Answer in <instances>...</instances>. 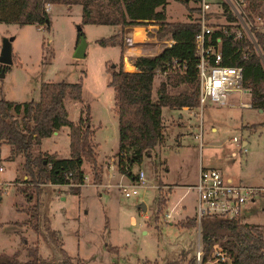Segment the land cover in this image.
<instances>
[{"label":"rangeland","instance_id":"rangeland-1","mask_svg":"<svg viewBox=\"0 0 264 264\" xmlns=\"http://www.w3.org/2000/svg\"><path fill=\"white\" fill-rule=\"evenodd\" d=\"M209 1L212 3L208 9L213 13L211 21L215 22L218 16L214 13L221 8L215 6L220 1ZM188 5L196 6L197 1L188 0ZM46 7L50 18L48 27L33 22L19 24L0 20V45L4 37L12 36V61L0 75V98L10 101L37 99L43 81L81 82L80 99L65 97L63 104L72 122L85 112L89 116L92 139L97 142L96 159L102 167L105 163L103 185L91 182L85 162L82 163L83 183L76 191L70 190L68 184L41 185L38 215L41 226H48L52 231L54 241L50 242L43 234L34 232L30 224L33 217L25 209L34 202L35 194L32 184L25 180L28 176L21 165L23 157L16 154L10 158V145L0 140V245L10 248L19 240L14 251L18 252L20 260L27 257L28 248H36L43 257L57 259V248L61 246L72 259L78 258L85 263L163 264L176 261L184 264L199 243L197 228L186 224V218L194 211L191 185L195 182L199 163L202 167H215L233 180L240 176L241 182L264 185V123L248 133L239 120L264 122V108L258 111V108L231 105L238 102V93L230 94L222 105L205 100L201 107H193L192 112L162 106V131L166 139L163 144L155 145L149 154L142 155L139 164L133 167V172L142 169L144 184L130 196H123L118 184L131 188V179L114 172L117 122L112 110L113 91L108 84V68L118 64L120 55L122 68L133 70L129 64L133 56L157 52L169 37L157 35L156 23L133 25L129 33L136 34V40L127 49L130 54L123 58L121 37L120 52L117 44L102 46L96 42L112 35L115 25L81 23L79 4L53 3ZM164 12L166 20L183 21L189 17L179 0H167ZM77 26L86 42L82 57L72 56L79 37ZM162 78L163 73L154 75L153 95ZM240 98L245 100V96L240 95ZM178 113L182 119L177 118ZM62 127L56 136L49 135L59 137L58 140L46 138L41 145L33 147L32 152L67 157L68 126ZM177 131L182 132L179 143L174 140ZM195 133L199 134L196 138ZM232 136L238 137V142L231 141ZM241 140L247 141L245 150ZM231 149L235 150L234 154H230ZM47 186L50 188H44ZM27 193L32 196L31 200L25 197ZM178 197L170 217L165 218L164 213ZM140 202L144 203V210L137 207ZM130 216L134 217L133 221ZM239 221L264 224V194L255 196L254 202L245 205ZM210 259L209 253L206 264H217Z\"/></svg>","mask_w":264,"mask_h":264},{"label":"trees","instance_id":"trees-1","mask_svg":"<svg viewBox=\"0 0 264 264\" xmlns=\"http://www.w3.org/2000/svg\"><path fill=\"white\" fill-rule=\"evenodd\" d=\"M167 0H0V20L5 22H33L48 27L47 4H79L81 23L113 24L116 31L99 38V45H120L122 29L126 25H142L147 22L158 24V36L167 35L173 40L153 54L133 56V70H124L120 56L118 64L108 68L109 81L113 91L112 110L116 115L117 150L115 165L117 171L129 179L136 177L133 167L141 161L142 155L161 142L163 123L162 106H197V80L194 70L193 36L199 30L196 16L188 20H166L164 6ZM181 1L188 12L199 11L197 6ZM197 1V0H193ZM245 23L254 43L248 37L237 16L225 1L214 13L222 16L224 23L208 22L212 30L209 37L220 51V62L241 67V85L249 93V106L264 108V0H230ZM213 13L207 10L205 19ZM78 36L81 35L80 29ZM12 56V55H11ZM0 63V69H6ZM156 72L163 78L152 96V80ZM81 82L43 81L39 85L37 99L10 101L0 98V140L10 145L9 157L16 154L23 157L22 168L34 189V202L25 207L33 221L30 223L37 235L43 234L54 241L48 226L40 224L39 193L44 183L68 184L76 191L83 183L84 169L88 166L91 182L101 183L103 167L96 159V142L92 139L93 129L89 116L78 115L72 122L67 118L63 99H80ZM264 122L245 123L254 130ZM68 126V156L58 157L54 153L32 152L42 137L49 136L60 126ZM31 200L32 196H25ZM188 226H195L194 217L186 218ZM217 242L230 257V262L217 264H264V224L240 222L237 218L203 216L199 223L200 263L206 264L211 245ZM59 257H43L36 248L27 249V257L18 259V252L0 251V264H92L75 258L65 250L57 248ZM116 264V263H110ZM150 264H154L151 262ZM163 264H177L176 261ZM184 264H196L194 254Z\"/></svg>","mask_w":264,"mask_h":264},{"label":"built area","instance_id":"built-area-1","mask_svg":"<svg viewBox=\"0 0 264 264\" xmlns=\"http://www.w3.org/2000/svg\"><path fill=\"white\" fill-rule=\"evenodd\" d=\"M241 2L242 0H237ZM228 6L237 16L240 24L245 29L247 35L250 34L245 23L239 16L235 6L230 0H225ZM211 2L209 0H197L199 11L196 17L199 21V30L193 36L194 46V70L197 80V106L201 107L205 100L216 103L217 105L225 104L230 94L243 91L241 85V67L239 65H227L220 62V51L213 45L210 40L209 33L212 27L209 26L208 20L204 14L209 9ZM47 9V7H45ZM133 25L123 27L121 36V52L123 58L130 53L128 47L135 42L129 33ZM251 36V35H250ZM249 37V35H248ZM250 38V37H249ZM251 39V38H250ZM252 41V39H251ZM254 41V40H253ZM252 41V42H253ZM173 42L171 38L165 39L163 46H168ZM255 47V43H254ZM257 47H255L256 49ZM258 52V49H256ZM259 53V52H258ZM247 103L239 101V105L245 106ZM195 137L199 134L195 133ZM231 141L238 142V137L232 136ZM245 150L244 145H241ZM235 151H232L234 154ZM145 181L142 169H137L136 177L130 180L129 185L119 183L123 196H130L136 192L139 185H143ZM194 190V218L195 227L199 234V223L203 216H215L223 218L241 217V213L247 203L254 202L255 196L264 194V185H252L238 180H233L221 173L215 167L198 168L195 182L191 185ZM173 207L164 213L165 218L170 216ZM201 249L199 243L194 252L195 262L199 263ZM210 262H230V257L226 251L217 242H214L210 248Z\"/></svg>","mask_w":264,"mask_h":264},{"label":"crops","instance_id":"crops-1","mask_svg":"<svg viewBox=\"0 0 264 264\" xmlns=\"http://www.w3.org/2000/svg\"><path fill=\"white\" fill-rule=\"evenodd\" d=\"M219 1H221V0H219ZM48 5V8L50 7V5L51 4H47ZM211 6H212V3L210 4ZM192 6V5H191ZM215 6V5H214ZM219 7H220V3H218V5H216L215 6V8H217V9H219ZM187 15L190 17V18H192V17H194L195 15H196V13L195 12H188L187 13ZM189 17H188V19H189ZM187 18V17H186ZM187 19V20H188ZM215 22H212L211 21V17L208 19V22H212V23H215V24H220V23H224V19H223V17L222 16H218V17H215ZM186 20V19H185ZM116 29H117V26H116ZM116 31V30H115ZM135 35L136 34H134V35H131V37L133 38V39H135ZM117 46H118V48H119V52H120V45L119 44H117ZM120 56V55H119ZM129 64H130V66H132V67H134V65L133 64H131L130 62H129ZM130 70H132V69H130ZM157 73V72H156ZM156 75V74H155ZM236 93H238V95H237V98H238V102H232V103H230L231 105H236V104H238V106H241V105H239V101H242V102H245V103H247L245 106H241V107H250L249 106V93H248V90L247 89H244L243 91H241V92H236ZM240 95H242V96H245V100H242L241 98H240ZM152 96H154L153 95V91H152ZM172 109H176V110H178V111H180V110H183V111H187V110H189L190 112H192V110H193V107H187V106H175V107H172ZM254 109H256V108H254ZM258 111H262V109L261 110H258ZM193 114H195L196 115V112H194ZM177 118L178 119H182L183 118V116L180 114V113H178V115H177ZM177 119V120H178ZM239 120H240V124L241 125H245V123H257V122H247V121H245V122H242V119L241 118H239ZM179 121V120H178ZM177 121V122H178ZM187 127V125H185V128ZM257 127H260V126H257ZM61 128H63L62 126H60L55 132H52L50 135L51 136H56L57 134H58V131H60V129ZM244 128L248 131V133H252V131L254 132L256 129H254V130H249V129H247L245 126H244ZM163 130V129H162ZM66 133V132H65ZM182 132L181 131H177L176 133H175V135H174V140L177 142V143H179V141H180V138H181V136H180V134H181ZM162 134H163V137H162V140H161V142L160 143H158V144H156V145H160V144H163L164 143V141H165V139H166V136H165V133H164V131H162ZM46 138H49V140H51V141H54V140H58L59 139V137H49V136H46V137H42L41 138V140H40V145H41V143H42V141L44 140V139H46ZM51 138V139H50ZM196 138V137H195ZM97 143V142H96ZM247 143V141L246 140H241V145H245ZM154 148V147H153ZM152 148V149H153ZM232 151H235V150H233V149H231L230 150V154H232ZM54 152H56V150H54ZM57 153V152H56ZM150 153V152H149ZM148 153V154H149ZM58 155V154H57ZM113 159V158H112ZM108 160L107 159H105V162H107ZM110 162V161H109ZM112 165H114V163L112 162ZM201 164L199 163L198 164V168H199V166H200ZM104 166H105V163H104V165H103V168H104ZM114 166H116V165H114ZM198 168H197V171H198ZM105 170V169H104ZM197 171H196V175H197ZM114 172L115 173H118L117 172V169H116V167L114 168ZM222 173V172H221ZM111 175L113 176V171H111ZM118 175H120L119 173H118ZM196 175H195V178H196ZM111 176V177H112ZM226 177H228V178H230V179H232L231 178V176H229V175H225ZM110 177V178H111ZM119 178V177H118ZM234 179V178H233ZM102 180H103V177H102ZM102 180H101V182H102ZM195 180V179H194ZM236 180H238V181H240L241 179H240V176H238L237 178H236ZM103 185V183H99L98 185ZM42 185H56V184H52V183H44V184H42ZM44 188H46V189H49L50 187H44ZM43 188V189H44ZM41 189H42V187H41ZM184 193V192H183ZM182 193V194H183ZM181 194V195H182ZM180 195V196H181ZM180 197H178L176 200H175V202L169 207V208H171V207H175V205H176V202L178 201V199H179ZM166 201V200H165ZM169 208H168V210H169ZM167 210V211H168ZM172 210H173V208H172ZM171 210V211H172ZM171 213V212H170ZM194 211H193V213H192V216L191 217H193L194 215ZM171 215V214H170ZM170 217V216H169ZM134 220V217L133 216H130V221H133ZM1 222H0V226H1ZM2 235L0 234V237H1ZM18 242H19V240H18ZM17 242V243H18ZM17 243L15 244V245H10V248H5V247H3L2 245H0V251L1 252H6V253H12L14 250H15V248H16V246H17ZM4 249H6V250H4Z\"/></svg>","mask_w":264,"mask_h":264},{"label":"water","instance_id":"water-1","mask_svg":"<svg viewBox=\"0 0 264 264\" xmlns=\"http://www.w3.org/2000/svg\"><path fill=\"white\" fill-rule=\"evenodd\" d=\"M80 27L77 26V30H79ZM249 37L252 39V37L250 36V34H248ZM12 40V36H8V37H4L2 39L1 45H0V63L3 65H9L12 61V56H11V42ZM253 41V39H252ZM254 43V41H253ZM85 40L84 37L82 35H79L77 43L73 49L72 52V56L73 57H82L84 55V48H85ZM256 47V45H255ZM257 49V48H256ZM259 52V51H258ZM0 75H3V70L0 69ZM259 110H261V108H258ZM55 132V131H53ZM137 207H139L140 209L144 210L145 209V205L143 202H140Z\"/></svg>","mask_w":264,"mask_h":264}]
</instances>
